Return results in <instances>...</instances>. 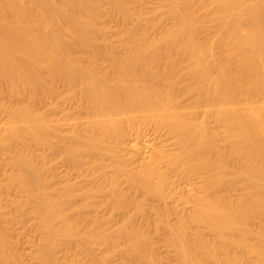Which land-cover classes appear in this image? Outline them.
<instances>
[{
	"label": "bare ground",
	"instance_id": "6f19581e",
	"mask_svg": "<svg viewBox=\"0 0 264 264\" xmlns=\"http://www.w3.org/2000/svg\"><path fill=\"white\" fill-rule=\"evenodd\" d=\"M109 7L121 20L130 19L123 0H109ZM99 12L97 0H0V86L15 100L2 142L14 153L17 179L27 195V203H13L11 217L0 207V264H12L5 223H25L30 205L43 232L40 264H66L55 255L60 238L81 245L92 264H98L100 259L92 255L94 243L99 240L109 246L125 230L131 236L127 253L146 254L148 236L134 224L130 229L132 215L115 230L104 228L102 235L101 221L94 215L95 198L104 194L118 208L142 209L141 200L119 185L124 170L136 194L156 196L159 201L170 196L165 192L170 173L183 180L190 171L203 173L204 195H187V200L197 201V214L192 217L212 228L214 238L200 230L193 235L184 215L175 223L167 221L171 242L186 264H223L220 254L229 264H240L234 253L242 243L239 232L252 241L247 243L253 255L249 264H264V0H168L163 15L175 24L151 39L140 33L137 24L124 29L123 55L105 39L97 23ZM203 26L215 27L210 43L199 37ZM100 39H105L102 48ZM217 48L223 56L215 55ZM77 50L89 55L76 59ZM99 57L108 64L97 63ZM187 57L190 63L183 65ZM54 82L68 85V97L79 98L88 114L83 123H69L74 130L61 138L64 158L81 170L83 155L108 153L114 172L105 178L104 191L96 183L88 189L75 183L51 189L48 161L43 159L41 164L34 158L32 146L53 148L60 139H55L54 126L44 119L43 111L33 108L41 91L53 96ZM183 99H193L195 107L183 110ZM202 104L210 107L200 109ZM207 114L225 128L230 149L209 128ZM148 124L171 131L177 151L136 168L116 150L131 132H140ZM82 128L89 131L87 136ZM94 165L104 167L100 158ZM239 181L248 194L227 201L212 194ZM253 219L260 220L263 232L250 227Z\"/></svg>",
	"mask_w": 264,
	"mask_h": 264
},
{
	"label": "rangeland",
	"instance_id": "374dc122",
	"mask_svg": "<svg viewBox=\"0 0 264 264\" xmlns=\"http://www.w3.org/2000/svg\"><path fill=\"white\" fill-rule=\"evenodd\" d=\"M195 1L197 2L198 0ZM97 3L100 6L97 23L104 30L105 39L115 44L119 55H123L125 51L121 36V32L124 29L137 24L140 27V33L144 34L147 39H151L161 33L163 29L175 24L173 18L168 19V17H164L163 15L164 11L168 9V0H123L124 6L131 13L130 19L126 21L121 20L110 11L109 0H97ZM196 8H198V3H196ZM214 36V26H203L200 29L199 37L204 42L210 43ZM105 39L99 40L101 48L105 45ZM214 53L218 56L224 55V52L219 48H217ZM87 54L77 50L74 55L76 59H81L87 57ZM97 58V63L99 62L104 65L108 64L104 58ZM189 63L190 58L186 59L183 65H188ZM109 69V71L112 72V69ZM55 84L56 94L54 93L55 95L53 94L52 96V94H48V92L46 93L44 90V92L41 91V95L39 94V102L35 103L36 106L34 105V107H32L34 109L37 107L39 111H43L42 113H44L45 117L43 118L54 126L52 131L56 134V138H54L60 139H57V145L53 148L37 145L32 146L31 150L34 158H36V162L38 161L41 164H43L42 162L44 160L46 162L48 161L47 165L50 170L47 171L46 178L51 189L74 183L78 187L88 189L96 183L103 188L104 191V189L107 188L105 178L114 172V162L108 153L96 157L83 155V163L80 166L81 170H77L71 166L64 158L63 141H61V138L66 134H71L74 130L69 123L74 121L83 123L88 118V114L84 108L81 107L79 98L71 99V97H68V85L57 82ZM29 93L30 94L28 96L26 95L27 98L25 99V101L28 102L32 99V93ZM179 94L182 96L184 90H180ZM12 95L13 94H11L10 91L8 92V90L3 91L2 86H0V207H2L5 214H8L6 217H11L15 202H20L21 204L27 203L26 192L17 179L19 170L13 165L14 153L2 142V136L5 135V130L10 123L12 109L14 107L13 104L15 100ZM183 100L181 104L183 110L191 111L195 107L193 99ZM254 101L257 102V98ZM209 107L208 104H202L199 108L205 109ZM199 117L201 118L203 116L200 115ZM204 118L209 128L217 134L221 144L227 149H230L231 141L226 135L225 128L216 121L215 116L207 114ZM82 129L84 135L87 136L89 131L85 128ZM107 145L113 148L111 143H107ZM116 151L124 158L127 164L139 168L141 164L152 165L154 158L162 154L173 156L177 148L174 143V134L171 131L165 127L157 128L148 124L145 125L140 132H131ZM96 158H100L104 166L103 168H95L94 160ZM164 168V166H160L161 170ZM126 174L127 170H124L119 177V185L121 188L124 187L127 192H132L134 196L141 200L142 209L135 212L131 207L130 209H132V211H130L129 208H118L116 205L113 206V203H110L111 197L106 199L105 194L102 193L104 194L103 198L100 196V198H95L97 204L96 209H94L96 210L94 211V215L101 221V229L98 231L99 234L102 235L105 232L104 228H106V230L108 229V232L115 230L121 223L123 224V222L128 219V216L132 215L131 218H133V220L130 219L131 224L129 223V226L134 224L133 226L147 234L149 248L147 247L148 251L146 249V254L144 251L143 256H130L127 253V247L130 245L131 236L129 231L125 230L122 232L121 238H118L119 242L116 240L114 243L111 242L109 246L102 244L99 240L94 243L92 255L98 261L100 259L98 264H186L182 261L176 248L173 246L170 239V231L167 226L168 220L170 223H175L181 215L187 218L189 229L193 235L200 230L209 239L214 238L215 234L212 228L202 221L196 220V217H192L194 214H197L198 210V204L194 198H199L204 195L205 178L202 172L190 171L189 175L184 180L181 179L176 172L175 174L171 175L170 173V175H167L165 192L170 196H167L168 198L165 199L166 201H159L156 196L144 198L142 195L136 194L127 181ZM215 191L216 194H212L215 195L216 198L220 196L221 199V197H223V201H225V198L226 201L227 199L233 200L244 193H249L247 187L240 181L232 186L220 187L217 190L215 189ZM187 195H191L194 198L190 197L192 200H187ZM106 202L108 204H106ZM27 214L28 217L25 223L19 221L13 223L14 221L9 222V220H7L9 225L7 223H5L6 225L2 224L3 229L6 227V237H8V241L11 245L10 252L12 251L13 256L10 254L12 259L10 262L12 264L41 263L39 258V241L43 237V232L35 224V210L31 205L28 207ZM105 218L107 221H105ZM262 225L260 220L258 221L256 219L251 221L250 227L256 230L261 229L260 231L263 232L264 225L263 227ZM133 226L129 228L134 229ZM103 229L104 232L101 233ZM236 235L239 242L243 243V246L242 243H240L241 246L239 245L240 247L235 248L234 253L238 257L240 264H242V262L244 264H249L253 260V255L247 248L248 245L251 244L250 242H252L251 238L249 239L244 232H239ZM63 239L60 238L58 240V242H60L55 252L59 262H64L66 264L94 263V261L92 262V260L89 259L90 256L81 245L78 243H66ZM255 242L256 241L253 240V243ZM149 250L151 253L148 254V252H150ZM220 257L224 259L223 264H229L225 259V254H220Z\"/></svg>",
	"mask_w": 264,
	"mask_h": 264
}]
</instances>
